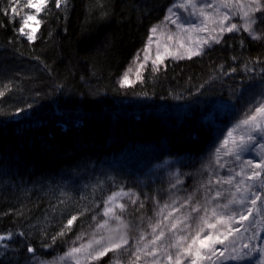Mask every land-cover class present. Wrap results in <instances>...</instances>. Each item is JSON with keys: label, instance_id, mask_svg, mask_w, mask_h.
Listing matches in <instances>:
<instances>
[{"label": "trees", "instance_id": "1", "mask_svg": "<svg viewBox=\"0 0 264 264\" xmlns=\"http://www.w3.org/2000/svg\"><path fill=\"white\" fill-rule=\"evenodd\" d=\"M24 2L0 0V235L12 233L8 247H0V264H29L27 243L39 259L60 257L77 235L94 232L91 216L103 219L109 196L127 191L143 203L161 193L174 175L150 180V171L167 161L185 185L198 182L199 160L216 143L211 116L219 111L226 123L233 113L221 106L218 91L198 96L194 89L216 83L220 66L242 73L248 61L264 60V23L258 22L259 39L243 29L225 33L207 54L166 59L158 72L149 65L141 70L143 83L121 89L123 71L173 0H68L66 12L50 4L38 15L34 42L17 32ZM239 83L238 75L228 80ZM78 213L72 232L42 246L61 220ZM133 227L123 229L129 239L140 234L141 226ZM114 258L110 252L91 264ZM120 260L131 264L132 257L124 251Z\"/></svg>", "mask_w": 264, "mask_h": 264}, {"label": "snow or ice", "instance_id": "2", "mask_svg": "<svg viewBox=\"0 0 264 264\" xmlns=\"http://www.w3.org/2000/svg\"><path fill=\"white\" fill-rule=\"evenodd\" d=\"M50 4L55 9L66 12L68 0H26L23 6L40 14L49 10ZM179 7L189 12L191 17H197L198 12L200 22L197 24L191 19L181 22V18L169 9L171 15L165 19L179 31L167 37L168 41H174L173 46L170 48L165 45L163 52L157 51L155 58L151 60L152 72L160 71L167 56L191 60L207 54L206 48L210 50L213 45L221 44L225 33H232L237 29L236 23L228 22L233 12H242L240 18L245 21L243 30L252 39L260 38L253 25L264 23V19L256 15L264 14V0H219L217 4L202 5L193 0H184ZM18 9L19 5L11 9L13 15ZM206 9L212 11L208 12ZM30 22H34L37 27L29 31L27 29ZM40 23L37 15L29 14L23 19L17 32L28 42H34ZM151 32L157 33L158 28H151ZM192 33L204 35L203 38L199 35L193 38ZM148 60L149 57L145 55L143 61H140L135 70V81L130 79L128 73H124L118 80L119 87L124 89L133 87L134 83H143L141 70L148 67ZM233 60L236 58L233 57ZM234 74L239 76L240 83L228 84V80H236ZM212 80L219 83V90L216 83L206 81L197 85L194 91L198 96H208L218 91L217 99L221 101L222 107L233 113L234 122L227 128L226 135L223 129L216 131L219 146L214 143L208 156L216 169L213 170L210 165H202L209 173L207 180L200 182L204 189L202 198L194 199L198 189H194L182 201L177 197L162 205L158 194L151 197L155 201L152 209L155 218L148 217L147 227L150 232L146 233L141 229L138 238L130 243L129 237L121 230L135 226L131 221L139 210L145 208V204L138 203V196H129L127 203L118 202L113 194L104 202L103 219L97 220L98 214L91 216V220L96 222L91 239L79 244L73 241V246L63 257L54 256L51 260L39 259L36 248L27 243L26 251L31 254L27 258L29 264L33 261L37 264H62L68 259L73 264H91L100 261L110 252L119 254L124 251L130 252L131 264H138L142 258H151L150 264H240L244 261L249 264H264V60L248 61L243 65L242 73H237V67L225 69L220 66ZM226 84L228 86L225 88ZM3 95L0 92V97ZM28 107H32L31 102ZM19 111L18 109L17 114ZM249 153H255L258 159L246 155ZM222 157L229 159L222 161ZM221 171L224 174H220ZM172 175L175 182L170 185V190L177 189L183 183L178 170ZM170 196H175V192L170 191ZM78 215L83 213L69 215L66 222L61 220V226L51 235L50 243L42 242V246L52 247L58 237L72 232ZM113 224L115 227H112ZM116 231L120 232L118 236L104 234ZM17 235L24 240L28 239V234L24 231ZM11 239L12 233L0 235V247L7 248L8 244L4 242ZM77 240L83 241L82 235H77Z\"/></svg>", "mask_w": 264, "mask_h": 264}, {"label": "rangeland", "instance_id": "3", "mask_svg": "<svg viewBox=\"0 0 264 264\" xmlns=\"http://www.w3.org/2000/svg\"><path fill=\"white\" fill-rule=\"evenodd\" d=\"M193 2H195L197 4H201V5L207 4V3L217 4V3H219V0H193ZM25 3H26V0H25L24 4ZM181 3H184V0H173V3L169 9H172V13H175L177 16H179L181 18V22H186V21L191 19V20H194L198 24L200 22V20L197 18L199 15L198 12H197V17H191L189 15V12H186V11H184V9L179 7V5ZM174 5H176V7H173ZM169 9L167 10L163 19L160 20L158 23H156L153 26V27L158 28V32L155 34L150 32L149 38L147 39L144 47L138 53H136V55L134 56L132 61L127 65V67L123 71V74L128 73L131 80L135 81V70L138 67L140 61H143L145 55H147L149 57V60L146 62L147 65L149 66V65H151V60L155 58L157 51H160L162 53L165 45H168L170 48L173 46L174 41H168L167 37H168V35H175V33L179 30L176 29V27L174 25H171L170 22L165 19L166 17L171 15V13L169 12ZM189 11H191V10H189ZM206 11L211 12L212 10L206 9ZM222 11H226V10L222 9ZM29 14L37 15V19H38L39 14H36L34 12V10H32V9H26V14H25L24 18ZM241 15H242V12H239V13L233 12V14L231 15V17L228 21L229 23H236L237 24V29L234 31L243 29V25H244L245 21L240 18ZM261 16L263 18L262 14H261ZM173 18H175V17H173ZM259 24L261 25V22H259ZM36 27L37 26L35 25L34 22H30L27 30L30 31L32 28H36ZM259 27L260 26H257V31L260 30ZM192 35H193V38H195L197 35H199L201 38H203L204 34L203 33H199V34L192 33ZM137 57H139V60H137ZM166 59L177 60L179 58H178V56L170 55V56H167L165 58V60ZM130 69H131V71H129ZM232 118H233V115L230 114L228 119H227V122L225 123V121L220 119L219 111H217L216 114L211 116V118H210L211 120L210 121L208 120L209 125L213 129L214 140H215V142H216L215 144H217V146L219 143L216 141V131L223 129L224 135H226L227 134V128L231 127L232 123L234 122V120ZM213 124H214V126H213ZM208 153H210V150H208L203 155V157L199 160V166L197 167V172H198V176H200V180L196 183H194V180H193L191 183H187L186 185L184 183H182V184L177 186V189H171L170 190V185L175 182V178L171 179V177L173 176L172 175V169L168 170V168H167L163 172L164 165H161V166L154 167L152 169V171H150V174H151L150 180H152L153 178L154 179H160V177L163 173L166 176V180L168 178L171 179L170 184L165 186L166 188H164L161 193L160 192L158 193V198L160 200L161 205L164 202L170 203L172 199H176L177 197H179V199L182 201L189 193L193 192L194 189H198L194 199H201L202 198L204 189L201 187L200 182L206 181L208 174H209L208 171H205V169L202 167V165H206V166L210 165L213 170L216 169L214 162L207 159ZM249 156L253 159H258V156L255 153H251ZM164 164H167V163L165 162ZM158 170L161 171L160 174H158ZM181 180L183 181L182 177H181ZM170 191L175 192V196H170ZM115 195H116V199L118 202H124V203L129 202L128 197L130 195L127 191L121 190V191H118L117 193H115ZM151 197H153V196H151ZM151 197H148V199L144 198V199H146L145 202H143V204H145V208L143 209L144 211H140V213H136L135 216L133 217L132 221H131V223H133V225H135L136 228L141 226V229L145 230V227H147V225H148V217L155 218V214L152 211L153 206L155 204V201L152 200ZM138 203H142V202H140V200H139ZM129 211H131V210L129 209ZM125 215L127 216V214H125ZM133 220H135V221L133 222ZM112 227H115V224H113ZM132 228H134V227L132 226ZM141 229L139 231H141ZM121 231H123V229ZM148 232H150V229L148 231H146V233H148ZM88 233H89V235H88ZM104 234L106 236L107 235L118 236L120 234V232L116 231V232L104 233ZM93 235H94V232L85 231L82 234L83 241L77 240L76 242H77V244H79L80 242H87V240L91 239L93 237ZM97 235H99V234L97 233ZM130 236L133 237V238H130V243H134V241L138 238L139 235L136 237L134 236V234L130 235ZM72 246H73V243H71L70 246L67 247L66 251ZM127 252H129V251H125V254H127ZM122 253L123 252H121L119 254L112 253V257H115L114 259L117 261V262L114 261L112 264H121L120 259H121ZM161 255H162V253H161ZM63 256H64V254L61 255L60 257H63ZM150 261H151V258H146V259L142 258L141 261L138 262V264H150ZM34 264H37V262L34 261ZM62 264H73V262L71 259H68L67 261H63ZM165 264H166V262H165Z\"/></svg>", "mask_w": 264, "mask_h": 264}]
</instances>
